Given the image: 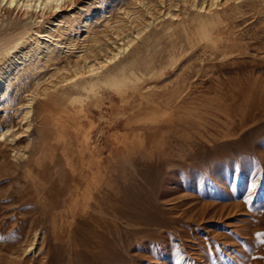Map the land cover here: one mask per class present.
<instances>
[{
  "label": "rangeland",
  "instance_id": "obj_1",
  "mask_svg": "<svg viewBox=\"0 0 264 264\" xmlns=\"http://www.w3.org/2000/svg\"><path fill=\"white\" fill-rule=\"evenodd\" d=\"M6 1L0 264H264V0Z\"/></svg>",
  "mask_w": 264,
  "mask_h": 264
},
{
  "label": "bare ground",
  "instance_id": "obj_2",
  "mask_svg": "<svg viewBox=\"0 0 264 264\" xmlns=\"http://www.w3.org/2000/svg\"><path fill=\"white\" fill-rule=\"evenodd\" d=\"M7 1H9V0H7ZM6 1V2H7ZM15 0H10L8 3H9V6H10V4L12 5V3L14 2ZM17 1V0H16ZM15 1V2H16ZM34 2V5H35V3H37V5H36V7L38 6V7H41L42 5H43V9L44 8H50L51 6L53 7H55V9H59V8H61V6H64L65 5V1H66V4H67V1H68V3H70V6H71V4L73 3V4H75V3H77V1L78 0H26V3L27 2ZM14 2V3H15ZM21 2H22V0H21ZM13 3V4H14ZM25 3V4H26ZM19 4V3H18ZM19 5H21V3L19 4ZM26 5H29V4H26ZM22 6V5H21ZM69 6V5H68ZM68 6H66V7H68ZM73 6V5H72ZM51 7V8H52ZM61 9H64V8H61ZM54 10V9H53ZM60 10V9H59ZM49 11V10H48ZM52 12H54V11H52ZM51 12V13H52ZM99 15V14H98ZM46 16V15H45ZM95 18V17H94ZM98 18V17H97ZM98 20V19H97ZM96 21V20H95ZM91 20L90 21H86V22H84V29H87V28H89V26H90V24H91ZM94 22V21H93ZM97 22V21H96ZM93 24V23H92ZM94 25V24H93ZM54 29H51V31H53ZM47 51V50H46ZM113 59H114V57H113ZM6 69V68H5ZM9 73V72H8ZM6 74V73H5ZM124 76V75H123ZM189 117V116H188ZM183 118V117H182ZM190 120V119H189ZM177 125V124H176ZM185 127V126H184ZM188 128V127H187Z\"/></svg>",
  "mask_w": 264,
  "mask_h": 264
}]
</instances>
